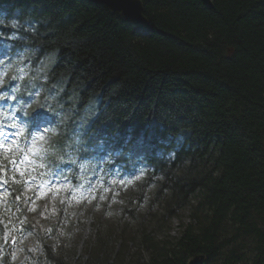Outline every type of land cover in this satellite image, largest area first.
I'll return each instance as SVG.
<instances>
[{
    "label": "trees",
    "instance_id": "obj_1",
    "mask_svg": "<svg viewBox=\"0 0 264 264\" xmlns=\"http://www.w3.org/2000/svg\"><path fill=\"white\" fill-rule=\"evenodd\" d=\"M140 1L145 25L88 0H0L8 78L36 70L20 88L34 76L33 107L58 122L46 167L71 164L77 184L70 152L90 158L101 147L120 167L139 159L148 180L162 177L169 217L190 206L173 242L146 236L138 264H264V0ZM40 244L42 262L66 264ZM101 247L85 264H115Z\"/></svg>",
    "mask_w": 264,
    "mask_h": 264
},
{
    "label": "rangeland",
    "instance_id": "obj_2",
    "mask_svg": "<svg viewBox=\"0 0 264 264\" xmlns=\"http://www.w3.org/2000/svg\"><path fill=\"white\" fill-rule=\"evenodd\" d=\"M8 53L7 45L0 46V63L4 62L3 68L10 69L12 60L6 61V58L12 56ZM3 68L0 69V79L3 73L5 80L8 69ZM18 72L14 78L16 91L25 76L37 78L38 75L36 70L32 73L30 67L24 65ZM34 76L23 91L28 99L26 107L34 105L42 91ZM36 108L44 111L43 107ZM51 124L49 136H44L45 147L39 149L38 157L42 154L47 157V151L51 150L50 135L56 132L58 122ZM110 152L99 147V152L83 159L70 152L79 174V182L73 183L72 187L70 182L38 187V183L28 180L31 184L23 186V203L15 206L22 208L16 209V214L23 211L16 231L13 229V221L18 223L17 219L14 220L15 215L7 218L10 233L5 231L2 238L9 239L11 230L14 234L7 250L0 252V264H45L40 260V238L50 244L66 264H85L89 252L100 249L101 242V248H105V254L115 264H138L149 257L148 243L143 241L146 236L159 245L173 242L178 237L190 220V206L169 217L167 212L172 208L169 191L158 193L162 177L148 180V166L139 159L130 167H120L114 164V155ZM132 153L138 158L143 156L141 150ZM69 171L70 168H63L64 174ZM190 204L194 205L195 199ZM23 222L34 229L20 232Z\"/></svg>",
    "mask_w": 264,
    "mask_h": 264
},
{
    "label": "water",
    "instance_id": "obj_3",
    "mask_svg": "<svg viewBox=\"0 0 264 264\" xmlns=\"http://www.w3.org/2000/svg\"><path fill=\"white\" fill-rule=\"evenodd\" d=\"M94 4L105 6L112 12L120 13L124 18L134 21L138 25H145L143 6L140 0H88ZM205 5L211 7L210 0H202ZM203 259L202 256L195 257L189 264H196Z\"/></svg>",
    "mask_w": 264,
    "mask_h": 264
},
{
    "label": "snow or ice",
    "instance_id": "obj_4",
    "mask_svg": "<svg viewBox=\"0 0 264 264\" xmlns=\"http://www.w3.org/2000/svg\"><path fill=\"white\" fill-rule=\"evenodd\" d=\"M41 119H43V116L38 114L37 120H41Z\"/></svg>",
    "mask_w": 264,
    "mask_h": 264
}]
</instances>
